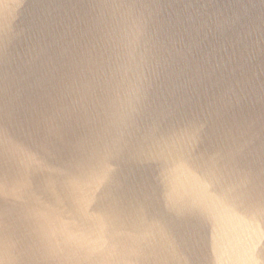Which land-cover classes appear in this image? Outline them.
<instances>
[{"label":"water","instance_id":"1","mask_svg":"<svg viewBox=\"0 0 264 264\" xmlns=\"http://www.w3.org/2000/svg\"><path fill=\"white\" fill-rule=\"evenodd\" d=\"M0 264H264V0H0Z\"/></svg>","mask_w":264,"mask_h":264}]
</instances>
